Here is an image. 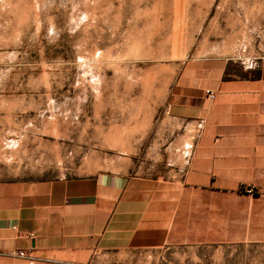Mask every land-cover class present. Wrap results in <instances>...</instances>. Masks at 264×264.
I'll list each match as a JSON object with an SVG mask.
<instances>
[{
  "label": "rangeland",
  "instance_id": "rangeland-1",
  "mask_svg": "<svg viewBox=\"0 0 264 264\" xmlns=\"http://www.w3.org/2000/svg\"><path fill=\"white\" fill-rule=\"evenodd\" d=\"M235 22L234 0H0V181L178 179L194 129L175 89L234 60ZM192 251L264 264V244Z\"/></svg>",
  "mask_w": 264,
  "mask_h": 264
},
{
  "label": "crops",
  "instance_id": "crops-1",
  "mask_svg": "<svg viewBox=\"0 0 264 264\" xmlns=\"http://www.w3.org/2000/svg\"><path fill=\"white\" fill-rule=\"evenodd\" d=\"M234 20V60L175 89L194 129L182 175L0 181V264H196V248L264 244V0H234Z\"/></svg>",
  "mask_w": 264,
  "mask_h": 264
},
{
  "label": "built area",
  "instance_id": "built-area-1",
  "mask_svg": "<svg viewBox=\"0 0 264 264\" xmlns=\"http://www.w3.org/2000/svg\"><path fill=\"white\" fill-rule=\"evenodd\" d=\"M207 96H208V98L210 100H214L216 95L212 91H207ZM248 192L249 193H254V191H253L252 188L251 189H248ZM17 255L20 256V257H25L26 256V253L25 252H19V253H17Z\"/></svg>",
  "mask_w": 264,
  "mask_h": 264
}]
</instances>
